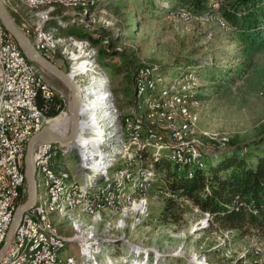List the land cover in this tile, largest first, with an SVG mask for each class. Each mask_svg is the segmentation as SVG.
I'll return each mask as SVG.
<instances>
[{"label": "rangeland", "instance_id": "1", "mask_svg": "<svg viewBox=\"0 0 264 264\" xmlns=\"http://www.w3.org/2000/svg\"><path fill=\"white\" fill-rule=\"evenodd\" d=\"M3 4L18 28L27 27L41 34L53 32L61 38L60 44L55 43L57 39L52 40L53 47L47 56L66 73L74 74L83 59L75 43L87 42L98 53L106 50L110 38L117 37L111 49L113 55H94V63L110 79L119 125L125 128L120 134L124 151L113 160L108 180L101 183L98 191L82 192L87 199L85 208L83 201L72 207L69 201L60 200L57 207L48 209L53 218L51 229L68 240L63 246V258L71 254L82 257L78 247L81 238L98 237L101 240L92 245L95 253L88 257L91 264H264V234L209 229L210 215L186 199L180 200L185 211L181 223L159 222L168 183L155 175L151 162L142 166L138 161L140 149L146 148L155 156L167 152L168 158L179 164H197L203 155L211 152L249 150L264 137V97L260 95L264 90V49L254 55H244L236 39L228 35L232 27L218 3L210 5L212 11V6L217 5L213 17H204L188 9L171 10L167 14L166 8L174 6L169 0H101L88 13L80 9L87 25L108 29L98 46L90 40L64 34L79 22L77 9L55 6L52 10H32L17 1L7 4L3 1ZM70 18L74 20L68 21ZM55 20L61 22L53 29L50 24ZM85 30L94 31L93 28ZM207 61L216 68L235 72L230 80L221 81L220 87L208 81L209 70L195 69L202 80L194 72L174 73L177 65L185 67V64ZM141 66L151 67L154 75L147 81L145 91L140 88L139 93L140 81L144 80ZM114 67L120 69L116 71ZM162 67L170 68L167 74ZM36 68L62 99L71 100V92L64 82L46 69ZM80 79L83 85H89L88 74L76 78ZM201 87H204L200 92L202 100L198 98ZM181 97L188 100L189 113L195 121L179 141L184 143H169L176 141L173 133L185 124L177 106V99ZM46 117L52 119L48 126L62 124L64 120L61 114ZM67 128L70 135L71 117ZM64 129L60 127V134ZM82 135L89 137L90 130L86 127ZM71 146L66 149L56 146L60 151L54 158L56 169L70 177L76 171L68 169L77 170L81 155L79 149ZM124 170L140 171L142 183L136 180L128 184L127 177L120 178ZM109 184H113V191L117 186L120 190L108 201ZM28 189L26 181L23 203L27 201Z\"/></svg>", "mask_w": 264, "mask_h": 264}, {"label": "bare ground", "instance_id": "2", "mask_svg": "<svg viewBox=\"0 0 264 264\" xmlns=\"http://www.w3.org/2000/svg\"><path fill=\"white\" fill-rule=\"evenodd\" d=\"M3 1L5 4L17 1L32 10H42V8H49L52 10L55 6H60L82 9L85 13H88L93 8H97L98 5L101 4V0H87L86 3L76 0H43L38 5L32 3L31 0ZM212 8L214 11L210 9V12L204 15V17H213L215 10H217V5H213ZM5 30L6 29H4L0 22V40H3V37L7 39L8 45L15 50L16 62H22V65L26 68H32V77L38 81L40 86H43V88H51L37 71L36 65L27 59L19 45L15 42V39H13V36L8 34ZM40 39L46 55L53 47V39H57V41H55L57 44L62 42L61 38L56 37L53 32H47L46 34L40 33ZM75 46L78 52L82 51L81 58L83 59L82 62H79L78 67L75 68V72L72 75L75 80L80 75L88 74V77H90L89 85H83V79L76 80L85 90L80 113L82 114L86 127L90 130V136L84 137L85 135H82L83 132L80 134L81 126H79L76 139H78L81 144L77 142L71 143V148L79 149V154H81L80 164L75 172V176L70 177L68 173H60V171L56 169L54 158L59 154L60 148L53 146V144L46 143L43 149L39 151V158H34L38 182L36 204L21 218L13 240L4 254V256L7 257L1 259L0 264H38L41 258L52 260V264H79L78 258L75 255L71 254L66 258L62 257V252L64 250L63 246L68 240L60 237L51 229L53 218L52 213L48 209L50 207H57V203L60 200L69 201V205L72 207L81 204L84 199L82 192L92 193L96 189V191H98L101 183L108 180L109 168L113 165V160L118 154L124 151V148L121 147L120 144V134H122L123 128L119 125L118 112L114 105L113 94L110 88V79L100 70L99 66L94 63V55L96 54L89 43H75ZM76 59H79V57L77 56ZM0 63H4V54H0ZM140 69L141 72L144 71L145 79L140 81L139 93L140 88L144 90L147 81L151 80L154 75L151 67L143 66ZM188 76L192 77V74L190 73ZM9 90L10 80H2L0 82V112H2L3 108L2 96H6ZM260 95L264 97V90ZM165 106L167 105L164 104V107ZM177 106L184 118L185 124L182 126L181 130L173 133V139L180 141L183 135L191 129L195 119L189 113L188 100L186 97L177 99ZM61 122L63 123L51 126L58 134H60L59 130L62 126H64L65 131H61V134L66 133L68 130L67 120ZM136 138H139V136ZM69 146L67 148H69ZM102 146L105 149H103ZM183 157L186 159L184 153ZM133 161L134 159L131 160V164ZM78 177L80 178L78 179ZM124 177L129 179L128 184L136 180L142 183L143 178L140 177V171L138 170L135 172H126V170L120 172V178ZM112 185L113 184L108 185L110 188L107 195L108 201L112 195L114 197L115 191L119 192L120 190V186H117L116 190L113 191ZM96 191H94V193ZM12 192L14 195H21V186L19 184H12ZM36 215L37 218H31ZM39 224L42 228L33 230L31 234L25 237L19 244V237L22 235V229H27L28 225L39 226ZM100 240L101 239L98 237H93L91 239L81 238L80 244L78 245L81 256L85 261H90L85 262V264H91V260H89L88 257L93 256L95 253L94 249H92V245L94 241L97 242ZM18 245L19 247L13 248V246Z\"/></svg>", "mask_w": 264, "mask_h": 264}, {"label": "trees", "instance_id": "3", "mask_svg": "<svg viewBox=\"0 0 264 264\" xmlns=\"http://www.w3.org/2000/svg\"><path fill=\"white\" fill-rule=\"evenodd\" d=\"M169 1L174 6L166 8L167 14L171 10L188 9L196 15H206L210 12V5L218 3L220 12L232 27V32L228 35L236 39L242 53L254 55L264 49V0ZM77 10L80 20L76 24L84 27L79 28L75 24L69 27L64 34L90 40L94 46H98L107 36L108 29L87 25L83 21L82 11ZM73 20L74 18H70L68 21L72 22ZM59 22L61 20L58 22L55 20L50 26L56 29ZM62 22L64 23V21ZM87 28H93L94 31L85 30ZM94 35L98 37L94 38ZM116 38H110L105 46L106 50L98 52L97 56H110ZM114 69L118 71L120 67H114ZM169 69L162 67L166 74ZM195 69L209 70L208 81L211 84L218 83L219 87L221 81L230 80L232 72H235L231 69L224 71L221 67L216 68L213 63L207 61L185 64V67L177 65L174 73L186 71L183 74L194 72L198 76ZM237 70L240 71V69ZM198 78L202 80L200 76ZM202 88L204 87H201L198 93L199 99L202 97L200 93ZM134 94L133 89V96H135ZM44 104L45 101L39 97V107H44ZM58 105H61L59 110H57ZM63 108H65L64 100L57 97L48 103L46 115L55 117ZM138 161L142 166L151 162L155 175L162 176L168 183L167 199H165L163 210L158 216L159 222L163 224L181 223L185 211L181 208L180 200L188 198L194 207L202 213L210 215L209 229L223 232L234 231L244 235L249 233L264 234V137L254 142L249 150L245 148V150L234 152L226 150L211 152L203 155L197 164L194 162L187 165L179 164L169 159L167 152L162 151L155 156L154 152L146 148L140 149ZM200 164L203 168L199 166Z\"/></svg>", "mask_w": 264, "mask_h": 264}, {"label": "built area", "instance_id": "4", "mask_svg": "<svg viewBox=\"0 0 264 264\" xmlns=\"http://www.w3.org/2000/svg\"><path fill=\"white\" fill-rule=\"evenodd\" d=\"M43 0H31L32 3L40 4ZM86 3L87 0H76ZM181 15H183L181 13ZM191 17V16H186ZM201 18V17H198ZM19 30L31 41L34 48L47 60H51L43 50V45L40 39V33H37L27 27L19 28ZM0 54H4V63H0V82L2 80H10V90L6 96H2L3 108L0 112V252L6 241L9 229L14 219L17 209L23 205L24 193L26 187L25 174V154L27 145L31 138L40 133L43 128L49 124L52 119H47L46 110L48 103L57 97H61L57 90L51 88H43L38 81L32 77V68H26L22 62H16V53L13 48L8 45L7 39L3 37L0 40ZM97 55V51L95 50ZM36 67H38L36 65ZM143 79L144 71L142 72ZM135 97H136V90ZM41 97L44 101V107H39L38 98ZM63 98V97H61ZM64 100V99H63ZM70 101L64 100L65 108L61 109L60 113L64 120L70 123ZM61 105L57 106V110ZM58 114V115H59ZM57 119V118H56ZM78 121L81 126L80 134L86 132V125L82 114L79 112ZM124 129V126H123ZM68 130L63 137L69 136ZM73 142H79L75 139ZM169 143H184L179 141H167ZM46 143H39L35 148L34 158H39V151L43 149ZM192 145V144H191ZM222 149V148H220ZM217 149L216 151L220 150ZM12 184L21 186V195H14L12 192ZM106 192V190H105ZM169 193V192H168ZM86 196L83 199V206L86 205ZM190 205H193L186 198ZM23 217V216H22ZM31 218H37L32 216ZM19 227V224L18 226ZM42 228L39 226H27V229H22V235L19 237L21 241L31 234L33 230ZM47 229V228H46ZM19 247L18 246H13ZM54 251V250H52ZM3 256L1 259L6 258ZM38 264H52V260L41 258ZM76 264V263H70Z\"/></svg>", "mask_w": 264, "mask_h": 264}, {"label": "water", "instance_id": "5", "mask_svg": "<svg viewBox=\"0 0 264 264\" xmlns=\"http://www.w3.org/2000/svg\"><path fill=\"white\" fill-rule=\"evenodd\" d=\"M0 21L2 22L6 31L13 36L15 41L18 43L20 48L23 50L27 58L33 62L35 65L46 69L48 72L52 73L62 82H64L71 92L70 101V117H71V132L69 136L63 137L58 134L51 126L46 125L43 130L34 135L27 145L25 154V174L28 182V197L27 201L21 205L15 215L11 227L9 229L6 241L0 252V260L4 256L5 252L9 248L16 228L22 218V216L29 210H31L36 204L37 192H38V182L36 176V168L34 162V153L37 144L39 143H51L53 145L59 146L66 149L73 141H75L78 135L79 121L78 115L80 112L81 104L84 99L85 90L83 87L75 80L74 76L69 72L66 73L53 62L47 60L42 56L32 45L29 38H27L15 25V23L10 18L3 1L0 0Z\"/></svg>", "mask_w": 264, "mask_h": 264}, {"label": "crops", "instance_id": "6", "mask_svg": "<svg viewBox=\"0 0 264 264\" xmlns=\"http://www.w3.org/2000/svg\"><path fill=\"white\" fill-rule=\"evenodd\" d=\"M68 170H70L71 172L76 171L75 168L74 169H68ZM111 251L113 252V250H111ZM112 252H111V254H112ZM114 253L118 254L117 252H114ZM83 259H84L83 257L78 258L79 264H85V262H90V261H85V259L84 260Z\"/></svg>", "mask_w": 264, "mask_h": 264}]
</instances>
